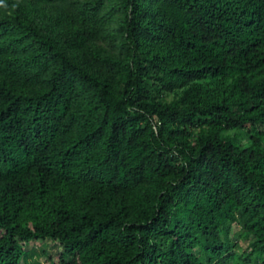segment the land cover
<instances>
[{
	"label": "trees",
	"instance_id": "16d2710c",
	"mask_svg": "<svg viewBox=\"0 0 264 264\" xmlns=\"http://www.w3.org/2000/svg\"><path fill=\"white\" fill-rule=\"evenodd\" d=\"M45 238L264 264V0H0V264Z\"/></svg>",
	"mask_w": 264,
	"mask_h": 264
},
{
	"label": "rangeland",
	"instance_id": "374dc122",
	"mask_svg": "<svg viewBox=\"0 0 264 264\" xmlns=\"http://www.w3.org/2000/svg\"><path fill=\"white\" fill-rule=\"evenodd\" d=\"M23 248L24 253L18 264H51V261H56V254L61 251V246L48 238L41 242L38 240L25 242ZM45 252L51 253V259L46 258Z\"/></svg>",
	"mask_w": 264,
	"mask_h": 264
}]
</instances>
